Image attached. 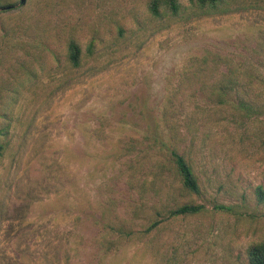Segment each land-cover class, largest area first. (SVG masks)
Returning <instances> with one entry per match:
<instances>
[{
  "label": "rangeland",
  "instance_id": "rangeland-1",
  "mask_svg": "<svg viewBox=\"0 0 264 264\" xmlns=\"http://www.w3.org/2000/svg\"><path fill=\"white\" fill-rule=\"evenodd\" d=\"M176 1L0 0V264H248L264 242V113L188 108L229 70L264 87V0ZM140 103L202 123L171 122L198 195L142 151ZM183 204L203 208L171 215Z\"/></svg>",
  "mask_w": 264,
  "mask_h": 264
},
{
  "label": "trees",
  "instance_id": "trees-1",
  "mask_svg": "<svg viewBox=\"0 0 264 264\" xmlns=\"http://www.w3.org/2000/svg\"><path fill=\"white\" fill-rule=\"evenodd\" d=\"M191 4L201 11L213 10L220 4L221 0H189ZM2 8V7H0ZM10 7H7L9 9ZM161 10H168L171 15H176L180 10V6L176 0H151L149 11L154 17L160 16ZM94 44L90 43L87 46V55L93 54ZM84 56L80 46L73 40L67 44L66 59L74 68H79L82 64ZM217 82L210 85L209 95L215 96V100H204L205 92L198 88L197 93L202 96V99L194 101L188 105L200 113L210 108H216L218 112H228L229 123L237 122V118L249 119L260 116L264 113V103L257 104L253 100V96L261 95L264 92V87L254 84L252 81H247L245 84L239 85L234 70H229L221 75ZM250 79L251 76H248ZM259 91V92H257ZM169 103H162L155 108H148L145 103H140V132L144 135L142 151H152L159 153L165 158V162L174 169L181 189L189 195H198L200 187L198 180L194 174L193 166L190 160L186 157L182 145L179 144L176 135L173 134L171 122L180 123V129H183L184 134L189 137L191 132L203 127L195 117L185 116L178 121L173 119L170 121L165 114L169 107ZM151 111V112H150ZM155 111L156 113H153ZM192 113V114H193ZM234 118V119H233ZM218 123V119L216 121ZM184 139V138H183ZM185 140V139H184ZM193 142V138L191 139ZM184 145V143H183ZM2 147L0 146V154ZM257 199L264 204V191L258 187ZM201 205L183 204L171 212V215H194L202 210ZM157 223H152L149 230L153 229ZM248 264H264V242L254 244L247 251Z\"/></svg>",
  "mask_w": 264,
  "mask_h": 264
},
{
  "label": "water",
  "instance_id": "water-1",
  "mask_svg": "<svg viewBox=\"0 0 264 264\" xmlns=\"http://www.w3.org/2000/svg\"><path fill=\"white\" fill-rule=\"evenodd\" d=\"M24 2V0H20V3H23Z\"/></svg>",
  "mask_w": 264,
  "mask_h": 264
}]
</instances>
